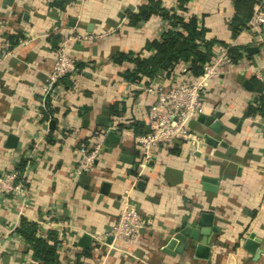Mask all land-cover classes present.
I'll return each instance as SVG.
<instances>
[{"label": "crops", "instance_id": "crops-1", "mask_svg": "<svg viewBox=\"0 0 264 264\" xmlns=\"http://www.w3.org/2000/svg\"><path fill=\"white\" fill-rule=\"evenodd\" d=\"M160 1L182 14L180 0ZM234 1H184V18L195 16L207 40L223 43L213 47V56L226 46L241 48L236 69L206 82L202 92V114L222 113L221 129L213 132L197 117L190 124L191 140L153 149L151 161L140 167L136 135L127 126L139 122L148 131L145 113L155 99L150 90L183 78L185 65L172 76L157 72L131 83L122 75L132 63L112 58L151 55L147 44L169 30L168 21L153 16L129 25L128 14L147 0H0V46L9 37L16 42L0 67V175L21 158L28 160L25 197L0 196V264H37L31 246L16 233L21 218L60 234L59 264H264V114L245 115L257 105L254 81L264 82V26L246 28L234 39L229 29ZM67 36L80 38L69 44L79 73L51 88L48 97L57 112L41 122L54 49ZM114 104L124 108L118 117L110 112ZM99 116L108 117L111 127L100 126ZM100 130L106 133L93 169L76 178L74 151ZM108 132L119 141L106 147ZM10 134L17 137L15 148L6 147ZM125 194L145 222L132 245L109 235ZM202 214L216 230L208 257L195 254L196 244L165 253L166 238ZM250 234L259 240L257 257L244 248ZM84 235L90 237L88 248L80 246Z\"/></svg>", "mask_w": 264, "mask_h": 264}, {"label": "built area", "instance_id": "built-area-1", "mask_svg": "<svg viewBox=\"0 0 264 264\" xmlns=\"http://www.w3.org/2000/svg\"><path fill=\"white\" fill-rule=\"evenodd\" d=\"M263 8L264 0H260L247 22V28L255 30L264 26ZM89 37L85 36L82 39L86 40ZM78 39H80L79 36L63 37L54 49L50 83L44 88V98L50 94L51 88L58 85L63 78L73 79L78 76L79 67L69 52V44ZM13 48L14 46L6 42L0 46V67L12 54ZM236 65L231 62L227 49H224L203 66L201 76H192L188 72V66L185 65L181 70V73L184 74L183 78L174 80L166 89L150 90L155 95V99L145 113L148 131L135 137V145L141 156L140 167H145L151 161L153 149L169 150L191 140L190 124L204 110L202 92L206 82L222 74L233 72ZM45 105V99H43L40 107L45 108ZM105 133L104 130L97 131L87 145L82 144L74 151L76 155V178L82 175L86 176L92 171L95 160L101 151V142ZM15 167L16 165L0 175V196L25 197V173H21ZM120 202L118 219L109 235L114 242L123 241L132 245L144 229L145 222L127 194L122 197ZM43 227L45 226L38 224L40 234L45 233L46 235V230Z\"/></svg>", "mask_w": 264, "mask_h": 264}, {"label": "trees", "instance_id": "trees-1", "mask_svg": "<svg viewBox=\"0 0 264 264\" xmlns=\"http://www.w3.org/2000/svg\"><path fill=\"white\" fill-rule=\"evenodd\" d=\"M180 0V9L182 14H174L166 10L160 0H147L146 4L138 6L136 12H130L127 16L128 24L134 26L138 23L148 21L153 16H159L169 23V30L163 32L159 40L149 41L147 49L152 51L149 56L138 54L135 58L129 59L123 54L113 56L112 60L121 64L127 60L133 65L132 70H126L122 77L131 83H138L142 77L152 78L157 72H163L165 75L172 76L177 66L187 65L188 72L199 77L203 73V66L213 57V47L217 44L223 45L216 40H207V29L198 21L195 16L184 18L186 11L184 2ZM257 0H235L234 16L229 23V29L235 39L242 30L247 28V22L252 16L253 5ZM61 3L58 2L57 5ZM8 38V43L12 46L16 42ZM228 56L232 63L237 64L242 59L241 48L226 46ZM254 89L259 93L255 103L256 106L250 105L247 108L246 116L255 114H264V82L254 81ZM124 108L118 109V104L111 107V115L118 117L123 113ZM57 112L53 107L49 97L46 98L45 110L42 111L41 122L46 121L50 115ZM143 123L133 122L127 129H131L135 135L146 133ZM125 128L119 126V129ZM49 144L53 143L52 138L48 139ZM176 147V146H175ZM28 160L21 158L16 164V170L24 172ZM38 224L21 218L20 225L16 233L23 237L31 246L32 256L37 264H59L57 249L61 244L60 234L57 231L49 230L45 235H37Z\"/></svg>", "mask_w": 264, "mask_h": 264}, {"label": "water", "instance_id": "water-1", "mask_svg": "<svg viewBox=\"0 0 264 264\" xmlns=\"http://www.w3.org/2000/svg\"><path fill=\"white\" fill-rule=\"evenodd\" d=\"M255 49L247 48L246 51L251 52ZM249 82L246 81L244 83L245 86H249ZM222 113L216 112L213 115L206 116V115H199L197 120L203 123L205 126L210 127L213 132H219L222 125L219 122ZM98 124L102 127L108 128L111 127V122L109 118L106 116H99L97 118ZM55 125V121H51L49 126L53 128ZM114 141L118 143L119 138L114 135L113 132H108L106 134L105 146L108 147L110 143ZM17 145V137L13 135H9L7 139V148H15ZM81 178H85V175H82ZM210 216L206 214H202V216L195 222H183L176 232L172 236H168L166 238V242L169 243L168 246L163 248V251L167 254L173 255L175 253H181L185 248L196 244L195 247V254L199 257L206 258L209 254V245L211 242V231L213 233L216 232L215 228L212 227L210 222ZM90 242L89 235H84L80 246L83 248H88ZM258 243L259 240L255 237L254 234H250L248 239L245 242L244 248L253 254L254 256H259L260 250H258ZM175 245L174 250H170V247Z\"/></svg>", "mask_w": 264, "mask_h": 264}]
</instances>
